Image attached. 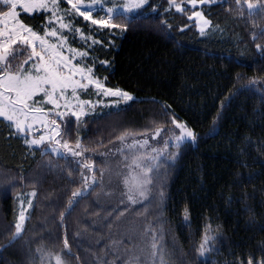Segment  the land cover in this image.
<instances>
[{
  "label": "trees",
  "instance_id": "trees-1",
  "mask_svg": "<svg viewBox=\"0 0 264 264\" xmlns=\"http://www.w3.org/2000/svg\"><path fill=\"white\" fill-rule=\"evenodd\" d=\"M187 1L148 0L114 17L121 27L100 34L90 62L104 85L134 99L68 121L62 134L97 152L121 136L163 129V138L176 120L195 139L153 165L155 193L144 204L114 206L99 198L98 180L73 196L86 182L81 163L29 147L0 118V264H56L57 256L64 264H264V0H251L259 5L251 14L245 0H206L197 8L209 21L203 34L178 8ZM19 17L40 30L49 16ZM85 97L96 99L92 90ZM96 165L102 178L104 162ZM28 191L34 202L13 239Z\"/></svg>",
  "mask_w": 264,
  "mask_h": 264
},
{
  "label": "rangeland",
  "instance_id": "rangeland-1",
  "mask_svg": "<svg viewBox=\"0 0 264 264\" xmlns=\"http://www.w3.org/2000/svg\"><path fill=\"white\" fill-rule=\"evenodd\" d=\"M85 2L90 3V0H85ZM123 2L126 3L127 0H123ZM201 5L202 3L196 2L195 6H193L192 0H188L187 3L179 4L178 8L180 10L188 8V14L191 20H194L196 26L198 27V30L201 31V28H203V32H205L209 28V23L207 26H205L204 21L206 20V18L203 16L202 12L197 9L198 7H201ZM256 5V9H258L259 5ZM107 7L117 8V14H115L114 17L118 15L131 16L140 10H135L131 13L124 12L121 7V0H112V2L103 5V9H106ZM70 8L71 6L66 4L64 0H60L59 7L56 9V12L58 15L63 17L64 23L70 22L71 27H74L75 29L79 30L75 33L70 32L69 29L59 28V22L56 21V18L55 16H53L51 11V0H49L48 11L35 10L31 13L33 14L39 12H46L48 14V20L43 26V28H41L40 30H36L32 27L27 26L20 19L19 15L15 21L11 19H5L2 13L6 11L7 8L6 6L0 4V31H5V25L7 26V30H11L17 23H22L28 28H31L38 35L43 36L45 31H51L52 27H55L58 30V34L59 32H63V34L67 36L66 45L61 49L63 55H66L71 59L73 56V52H70L68 49L70 48L75 50L76 56L75 59L72 60L73 65L83 68L85 69V71H87L88 68H91V76L93 77V79L102 84L103 88L111 89L104 85V83L96 77L94 67L92 65V62H90V60H92V55L88 51L95 45L101 43L100 34L105 32L109 28H101L99 25H92L90 21H84L82 17L76 16L75 14L66 15ZM256 9L252 11H255ZM16 11L19 14L20 12H23L19 6L17 7ZM196 13H200V16H197ZM92 15L94 18L100 19L101 17H106V12L102 10L101 6H97L94 10H92ZM49 20L53 21L52 25L48 24ZM79 20L81 21L83 26L78 25ZM24 35H27V33H24ZM82 36L87 37L88 39H82ZM3 39L4 37L0 36V41H2ZM47 39L49 43H58L57 37H47ZM71 40L76 41L78 45H85L87 49L77 47ZM13 47L18 48L21 51V55L19 56V58L13 61V70L16 71V65L20 64L23 60L27 59V55L24 53L23 45L18 43L16 45H13ZM36 51H41V49L37 46ZM81 52H86L87 55L82 58L78 54ZM47 58L48 57L45 56V59ZM29 63L32 62L30 61ZM25 69H28V65H25ZM0 75H2V73H0ZM74 79H81V77L77 75L74 77ZM81 82L86 83V81L83 80ZM89 90H92L95 93L96 99H87L85 97V94L89 92ZM35 100L41 101L42 94L37 95L35 97ZM117 101H119V103H116ZM130 101H125L120 97L105 96L103 94V89H97L94 85H90L86 91L77 89V94L75 97L71 95V89H69L68 92L65 94L64 99L58 100L59 104L61 105L58 109L54 108L53 105L48 103H35L34 106L37 108L44 109V113H34V115L37 117L46 116V119H37L35 123H33L30 117L28 123H33V128L31 130L27 131L25 134H20L17 133L14 128L13 129L17 134L22 136L25 141L31 139H39V137L42 135L45 136L44 142L40 145H30L26 143L31 148H42L45 151H50L53 154L59 156L75 157L81 163L84 171V176L86 178L84 187L79 191L80 195L88 193L93 185V182L98 180L102 184V191L99 198L105 201V203L114 206H139L144 204L145 201L148 200L150 196H152V193H155V191L151 187V178L149 176L150 171H148V169H152L153 165L160 163L159 161L162 160V158H164L165 155L170 152L173 147L178 146L184 141H190L192 139H184L178 141L176 137L181 135V130L176 128L175 124H173L170 129H167L163 138H161V133L158 136L153 134L150 136L146 135L143 137H128L125 138L123 141L113 144L108 149L87 153L81 149L80 144L79 147H77V144H69L68 141L65 139L64 135L62 134V130L64 126L68 123V121L76 119L71 115L73 111L79 115L78 120H82L96 113L100 109L118 108L121 105L127 104ZM65 104H67L68 106L65 107ZM81 107L83 109L82 113ZM55 112L65 113L63 117L64 123H60V118L55 115ZM21 119H23V117H21ZM52 120H56L57 123L60 124L59 136L55 135V132L52 131ZM176 122L186 126L183 122ZM186 128L189 129L187 126ZM57 140H59L60 143H56ZM145 140L148 141L147 145H143V141ZM65 142L68 145L67 149L63 147V144ZM129 145H133V147H129ZM53 149H56V151H53ZM153 149H155V151ZM72 152H79L80 155L73 156ZM96 160H102V162H104L103 169L101 170L102 178L97 177V179L95 178L96 174L94 173V170L97 168ZM84 164H89L91 165V167L85 168ZM146 180L150 182L146 183ZM141 191L144 192V196L140 195ZM32 193L35 192L28 191L20 195V212L23 211L25 216L23 229L25 227L29 211L31 210L34 202L35 195L33 196ZM129 197H131V199H129ZM29 202L31 203L30 207ZM142 245L143 242L140 243L139 249L132 252L131 254H134L137 258L142 257V250L140 249ZM207 246L208 244L206 245V248ZM205 255H207V251H205L204 255L202 256L205 257ZM55 262L57 264L56 260Z\"/></svg>",
  "mask_w": 264,
  "mask_h": 264
},
{
  "label": "snow or ice",
  "instance_id": "snow-or-ice-1",
  "mask_svg": "<svg viewBox=\"0 0 264 264\" xmlns=\"http://www.w3.org/2000/svg\"><path fill=\"white\" fill-rule=\"evenodd\" d=\"M60 0H51V11L55 16L56 21L59 22L60 29H69L70 32H77L78 29L70 26L69 23L63 22V17L58 15L56 9L59 7ZM64 2L71 6L66 15H73L82 17L84 21H90L92 25H99L101 28H118L120 25L112 23L114 15L117 14L116 7H107L103 9V5L112 0H90V3H86L85 0H64ZM201 3L206 0H200ZM148 0H127L126 3L121 0V7L124 12L131 13L135 10L142 9ZM193 6H195L196 0H192ZM237 5H240V0H236ZM247 8L251 11L257 8L256 4L251 3V0H245ZM0 4L6 6L7 10L2 13L5 19L16 20L19 13L16 11L19 6L25 13L31 14L35 10L48 11L49 0H0ZM97 6H101L102 10L106 12V17L100 19L94 18L92 10ZM200 16V13H196ZM209 21L205 20L204 24L207 26ZM49 25L53 24L52 20L48 21ZM204 29L201 28L203 34ZM27 33V35H24ZM0 36L4 39L0 41V118L9 122V127L14 128L17 133L25 134L27 131L33 128V123L37 119L44 120L46 116L37 117L34 113H44V109L35 107V103L44 102L54 106L58 109L61 105L59 99H64L65 94L71 89V95L73 97L77 94V89L86 91L90 85H94L97 89H103L105 96L120 97L125 101L133 100L134 98L127 92H122L119 89H105L103 85L94 80L91 76L92 69H85L73 65L72 60L75 59L76 53L73 49H68L73 52V56L70 59L68 56L63 55L61 49L66 45L67 36L63 32H59L55 27H52L51 31H45L43 36L38 35L31 28H28L22 23H17L11 30H7L5 25V31H0ZM47 37H57L58 43H49ZM82 39L87 40V37L82 36ZM38 42V44H37ZM21 44L24 46V53L27 55V59L23 60L20 64L16 65V71L13 70V61L19 58L21 51L18 48H14L13 45ZM59 45V46H58ZM37 46L41 51H36ZM80 57H85L86 52L78 53ZM45 56L48 58L45 59ZM35 58V59H34ZM32 63H29V62ZM25 65H28V69H25ZM79 75L81 79H74ZM86 81L82 83L81 81ZM42 94V100L36 101L35 97ZM31 102V103H30ZM84 103V102H82ZM116 103H119L117 101ZM68 105L65 104V107ZM83 109L81 107V113ZM55 115L60 118V123H64L63 117L65 113L55 112ZM71 115L77 120L79 115L76 112H72ZM23 117V119H21ZM31 117L33 123H28ZM53 125L52 131L55 135H60V124L56 120L51 121ZM175 127L181 130V135L177 136L178 141L184 139H195L193 132L187 129L186 126L172 121ZM160 131L157 130L154 135H159ZM127 135V134H126ZM121 141L125 139V136L119 137ZM45 136H40L39 139L27 140L26 143L30 145H40L44 142ZM56 143H60L59 140ZM148 141H143V145H147ZM142 145V146H143ZM64 148H68L67 143L63 144ZM79 147V144H77ZM133 147V145H129ZM155 151V149H153ZM56 151V149H53ZM71 151V150H69ZM73 156L80 155L79 152H72ZM85 168H90L91 165L84 164ZM148 171H151L149 168ZM146 183L150 181H145ZM34 196L35 193H32ZM73 196L80 195L79 192H74ZM141 196H144V192H140ZM131 199V197H129ZM135 202V201H134ZM31 203L29 202V207ZM187 215V210H185ZM25 220L24 212L19 214V222L15 224V237L19 236L23 230V223ZM210 237L205 235L203 242L200 245V254L204 255L207 251L206 245ZM65 247L67 248L68 242L65 238ZM153 249H157L156 243L152 244ZM156 255L155 252L152 253ZM57 264H63V261L59 256L56 257ZM161 264H163V258L161 257ZM251 264V261L248 262Z\"/></svg>",
  "mask_w": 264,
  "mask_h": 264
}]
</instances>
